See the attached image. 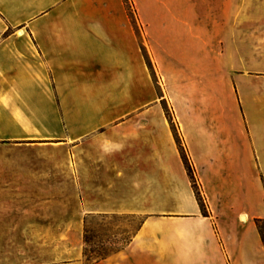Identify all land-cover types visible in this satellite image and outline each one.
Wrapping results in <instances>:
<instances>
[{
  "label": "crops",
  "instance_id": "obj_1",
  "mask_svg": "<svg viewBox=\"0 0 264 264\" xmlns=\"http://www.w3.org/2000/svg\"><path fill=\"white\" fill-rule=\"evenodd\" d=\"M131 1L134 15L125 0H0V146L62 150L77 166L63 173L64 187L46 188L44 221L22 208L7 216L62 223L38 237L50 249L19 253L14 264H87L90 215L142 219L124 248L90 264H250L249 235L264 252L256 226L264 214L254 206L262 191L248 187L260 178L263 156L248 116L264 115L263 98L232 94L230 60L216 59L214 12L197 11L196 0ZM231 100L237 107H228ZM50 196H62L61 205ZM53 206L60 215L50 216ZM10 259L0 252V264Z\"/></svg>",
  "mask_w": 264,
  "mask_h": 264
},
{
  "label": "rangeland",
  "instance_id": "obj_2",
  "mask_svg": "<svg viewBox=\"0 0 264 264\" xmlns=\"http://www.w3.org/2000/svg\"><path fill=\"white\" fill-rule=\"evenodd\" d=\"M196 1L199 2L195 5L197 11L214 12L216 59L219 60L220 65H222L224 54L230 60L232 94L237 97L241 93L244 95V92L257 94V97L263 98L264 104V0ZM127 3L131 14L134 15L132 1L127 0ZM9 34L11 33L8 32L5 36ZM148 60L156 82L160 83L153 62L149 58ZM221 71L220 69V77ZM164 102L171 113L179 137L183 139L170 103L167 100ZM228 107L232 109L237 105L234 100H231ZM248 118L249 126L256 130L255 138L252 136V140L262 146L263 155L260 163V178L255 185L248 181V187L254 193L262 191L261 201L258 194H254L256 197L254 206L259 214H264V115L259 114L256 117L252 113ZM67 160H69V154L62 150L50 151L48 154L45 150L19 149L14 145L0 146V217L2 220H0V252L12 258L6 260L9 264H14V258L19 253L50 249V246L38 237L47 230L46 227L50 229L51 226L56 229L62 223H13L7 221V216L16 217V211L22 208L28 210L34 218L38 215L39 222L44 221L41 219V214H45L43 204L48 198L44 195L46 188L64 187L67 181L63 179V173L70 169L73 175V172L77 170L75 164L67 165ZM32 175H37V178L31 179ZM73 187L75 186H71L72 194L69 196L72 207L78 200L77 195L73 194ZM25 188L31 190V195H21L23 192L20 190ZM50 200H53L56 205L58 202L61 205L63 197L50 196ZM55 207L50 208V216L61 214L57 206ZM36 210L38 212L34 213ZM141 220L140 217L132 215L87 216L83 226V248L84 254L88 256L86 263H93L100 256L124 248L123 246H126L140 226ZM254 230H257L256 227ZM252 236L249 235L246 250L255 258L247 262L262 264L261 257H264V252L262 250L261 256V253L255 249ZM86 239L89 244L85 242Z\"/></svg>",
  "mask_w": 264,
  "mask_h": 264
},
{
  "label": "trees",
  "instance_id": "obj_3",
  "mask_svg": "<svg viewBox=\"0 0 264 264\" xmlns=\"http://www.w3.org/2000/svg\"><path fill=\"white\" fill-rule=\"evenodd\" d=\"M126 3H127V0H125ZM128 5V3H127ZM128 11L130 12V9H129V6H128ZM131 13V12H130ZM162 104H163V107H164V110L166 112V116L170 122V125L172 127V130L174 132V135H175V139H176V142H177V145H178V148H179V151H180V154L182 156V159L184 161V164H185V167H186V170L188 172V175L190 177V180H191V183H192V186H193V189L195 191V194H196V197H197V200L200 204V207L202 209V212L204 215H208V206H207V203L205 201V198L201 192V189H200V184L198 182V179L196 177V170H195V167L190 159V156H189V153H188V150L185 146V143H183L184 139H182L181 137H179L178 133H177V129L175 128V125L172 121V118H171V113L169 112V110L167 109L166 105H165V102L164 100L162 101ZM142 224V223H141ZM140 224V225H141ZM256 226H257V229L259 231V234L261 236V239H262V242H263V245H264V218H260V219H256ZM131 241V239L128 241V243ZM85 242L87 244H89L88 240L86 239ZM127 243V244H128ZM126 244V245H127ZM125 247V245L123 246ZM85 256L88 258L87 254H85ZM107 255L105 256H100L99 258L96 259V262L104 259Z\"/></svg>",
  "mask_w": 264,
  "mask_h": 264
},
{
  "label": "bare ground",
  "instance_id": "obj_4",
  "mask_svg": "<svg viewBox=\"0 0 264 264\" xmlns=\"http://www.w3.org/2000/svg\"><path fill=\"white\" fill-rule=\"evenodd\" d=\"M18 35H19V36L23 35V32H22V31H19V32H18ZM243 220H245V221H246V220H247V217H246V216H244V219H243Z\"/></svg>",
  "mask_w": 264,
  "mask_h": 264
},
{
  "label": "water",
  "instance_id": "obj_5",
  "mask_svg": "<svg viewBox=\"0 0 264 264\" xmlns=\"http://www.w3.org/2000/svg\"><path fill=\"white\" fill-rule=\"evenodd\" d=\"M243 219H244V217H243Z\"/></svg>",
  "mask_w": 264,
  "mask_h": 264
}]
</instances>
